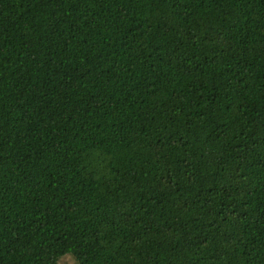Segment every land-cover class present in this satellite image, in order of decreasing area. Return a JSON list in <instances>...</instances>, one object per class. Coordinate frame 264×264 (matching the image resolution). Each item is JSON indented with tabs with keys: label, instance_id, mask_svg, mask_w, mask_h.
Listing matches in <instances>:
<instances>
[{
	"label": "trees",
	"instance_id": "trees-1",
	"mask_svg": "<svg viewBox=\"0 0 264 264\" xmlns=\"http://www.w3.org/2000/svg\"><path fill=\"white\" fill-rule=\"evenodd\" d=\"M264 264V0H0V264Z\"/></svg>",
	"mask_w": 264,
	"mask_h": 264
},
{
	"label": "rangeland",
	"instance_id": "rangeland-1",
	"mask_svg": "<svg viewBox=\"0 0 264 264\" xmlns=\"http://www.w3.org/2000/svg\"><path fill=\"white\" fill-rule=\"evenodd\" d=\"M59 264H76V260L72 256L68 255L61 258Z\"/></svg>",
	"mask_w": 264,
	"mask_h": 264
}]
</instances>
